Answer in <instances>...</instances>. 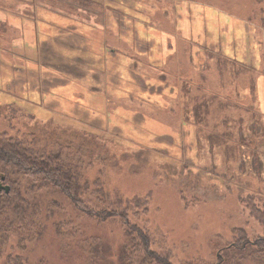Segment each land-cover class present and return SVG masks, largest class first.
<instances>
[{
  "label": "rangeland",
  "instance_id": "1",
  "mask_svg": "<svg viewBox=\"0 0 264 264\" xmlns=\"http://www.w3.org/2000/svg\"><path fill=\"white\" fill-rule=\"evenodd\" d=\"M0 131L98 170L172 263L214 264L264 239V0H0ZM22 177L39 204L0 218V264H142L125 217Z\"/></svg>",
  "mask_w": 264,
  "mask_h": 264
},
{
  "label": "trees",
  "instance_id": "2",
  "mask_svg": "<svg viewBox=\"0 0 264 264\" xmlns=\"http://www.w3.org/2000/svg\"><path fill=\"white\" fill-rule=\"evenodd\" d=\"M181 72L184 74L183 69ZM150 75L153 76V73H150ZM166 75L165 72L163 75L158 74L156 76L158 78L163 76L164 78ZM174 76L173 81L176 89L174 87L173 89L176 91L178 88L179 90H183L188 82L185 78L179 81L176 77L177 75ZM52 152L53 150L36 148L21 137H14L5 131H0V180L10 187L8 192L4 189L0 190V218L5 216L6 209L10 207L15 208V212L19 214L18 218L24 217L26 205L39 204L37 200V202L35 201L34 197H28L25 193L21 192V187L24 185V182L21 180L23 179L22 175H24L29 177L33 185L38 188L50 187L49 191L52 195L53 192L55 193L58 190L68 197L75 206L88 214V216L103 220L117 215L120 218L125 217L122 222L128 228L129 235L132 238L138 236L140 240V244L136 247L135 252H138V256L143 255V258L140 259L142 264H174L170 261L169 256L153 250L150 247V236L147 231L135 223L132 224L126 217V211L118 209L123 206L121 197L117 195L112 199V197L107 195L105 182L98 170L93 177L89 178L86 174V178H84L82 173L74 168L70 162L61 159L59 150L56 153ZM15 175L21 178H18V180L14 177ZM30 187L33 188V186ZM92 198L98 204L91 202ZM246 199L243 200L246 203L248 202L252 215L264 222V210L258 207L253 200L251 201L250 199L249 201V198ZM126 204L128 206L129 203ZM236 231L239 240L237 242L238 246L229 245L230 248L225 250V255L219 253L220 258L214 264H240V260L246 256H250L251 259L258 261L255 259V254L249 249H254L257 253L264 252V239H259L256 243H251L252 245H246V243H243L246 238L245 231L243 229H237ZM132 240H130V243ZM2 241L3 237L0 234V244ZM127 250L131 256V251L133 250H129L128 248ZM243 252L247 254L244 256ZM7 264H42V261L31 263L27 258L23 260L21 256H17L13 260L11 258Z\"/></svg>",
  "mask_w": 264,
  "mask_h": 264
},
{
  "label": "water",
  "instance_id": "3",
  "mask_svg": "<svg viewBox=\"0 0 264 264\" xmlns=\"http://www.w3.org/2000/svg\"><path fill=\"white\" fill-rule=\"evenodd\" d=\"M3 179H4V177H3ZM2 189H4L6 192H8L10 187H9V185L4 184L2 182V180H0V190H2Z\"/></svg>",
  "mask_w": 264,
  "mask_h": 264
}]
</instances>
